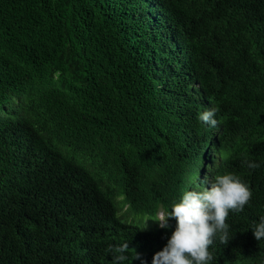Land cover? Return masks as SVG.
<instances>
[{"label": "trees", "instance_id": "obj_1", "mask_svg": "<svg viewBox=\"0 0 264 264\" xmlns=\"http://www.w3.org/2000/svg\"><path fill=\"white\" fill-rule=\"evenodd\" d=\"M225 173L252 197L211 264H264V0H0V264H152Z\"/></svg>", "mask_w": 264, "mask_h": 264}, {"label": "clouds", "instance_id": "obj_2", "mask_svg": "<svg viewBox=\"0 0 264 264\" xmlns=\"http://www.w3.org/2000/svg\"><path fill=\"white\" fill-rule=\"evenodd\" d=\"M218 108L212 107L198 115L199 121L216 128ZM248 168L256 169L259 164L243 162ZM193 188L186 190L171 210L160 215L159 226L168 228V220L175 219L177 226L163 250L154 254L152 264H211L213 254L209 251L217 240L222 245L230 242V225L226 223L230 210L243 212L249 204L252 192L249 186L233 173L218 174L210 181L207 175L193 181ZM257 241L264 240V217L252 228ZM129 243L109 245L114 254L113 264H122L128 259ZM134 260L147 264L142 255L135 251Z\"/></svg>", "mask_w": 264, "mask_h": 264}, {"label": "rangeland", "instance_id": "obj_3", "mask_svg": "<svg viewBox=\"0 0 264 264\" xmlns=\"http://www.w3.org/2000/svg\"><path fill=\"white\" fill-rule=\"evenodd\" d=\"M162 214H164L163 211H161V212L159 213V217H160V215H162ZM138 218H139V220H142L143 218H147V219H149V222L146 221L145 224H144V226H145L146 228H152V227H155V223H154L153 221H151L149 217H147V216H146V217H143V216L139 215ZM168 224H169V223H168ZM175 226H177V225H175Z\"/></svg>", "mask_w": 264, "mask_h": 264}]
</instances>
